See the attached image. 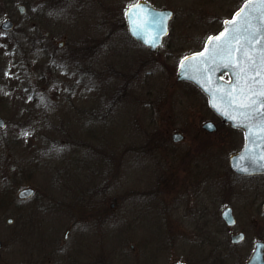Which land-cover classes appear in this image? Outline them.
Masks as SVG:
<instances>
[{"label": "rangeland", "instance_id": "obj_1", "mask_svg": "<svg viewBox=\"0 0 264 264\" xmlns=\"http://www.w3.org/2000/svg\"><path fill=\"white\" fill-rule=\"evenodd\" d=\"M133 1L0 2V19L17 21L0 30V264H232L264 229L248 211L246 240L216 247L200 226L207 185L217 197L236 189L245 205L264 198V176L229 174L242 134L176 80L179 60L237 1L159 0L184 14L171 28L186 38L169 36L155 51L127 34L123 12ZM209 119L211 132L201 128ZM175 131L184 138L174 141ZM188 144L196 156H185ZM25 186L34 194L20 202Z\"/></svg>", "mask_w": 264, "mask_h": 264}, {"label": "water", "instance_id": "obj_2", "mask_svg": "<svg viewBox=\"0 0 264 264\" xmlns=\"http://www.w3.org/2000/svg\"><path fill=\"white\" fill-rule=\"evenodd\" d=\"M19 7L22 11L23 6ZM169 13L168 9H155L144 0L137 1L126 11L130 34L155 51L167 32L170 15L165 18V14ZM1 27L10 29L12 21L5 19ZM225 72L229 80L220 76ZM176 79L195 84L223 122L243 130V148L230 155V168L242 174L264 172V0H246L231 18L224 20L217 34L208 37L203 49L183 56ZM202 125L210 131L215 128L210 120ZM4 126L0 115V128ZM182 137L178 131L172 135L173 140ZM32 191L30 187L22 188L17 195L26 197ZM260 247L261 242H256L250 262L260 260Z\"/></svg>", "mask_w": 264, "mask_h": 264}, {"label": "flooded vegetation", "instance_id": "obj_3", "mask_svg": "<svg viewBox=\"0 0 264 264\" xmlns=\"http://www.w3.org/2000/svg\"><path fill=\"white\" fill-rule=\"evenodd\" d=\"M1 1L3 2V0H0V2ZM137 1H139V0H134L133 2L129 3L126 6V8H125V10L123 12V22H124V24L126 26L127 34L131 38V40H134L136 43L141 44L143 46L142 48L150 50V48L147 45H145L142 42H140L137 39H135L134 36H132L130 34L129 29H128L126 11H127V8L130 5L136 3ZM144 1L150 3L151 6L153 8H155V9H168L171 12L170 17L167 19V32L162 36V42L155 50H158L159 47L163 44V40L165 38L169 37V36L170 37L172 36L174 38L185 37L184 34L181 35V30H179V29L178 30H172V28H171V22L174 19L181 18V15L183 16L184 14L181 13V14L177 15L175 8H173V7L171 8L169 5H166V4L162 5L159 2V0H144ZM210 1H212V0H210ZM234 1H237L235 7L238 8L246 0H234ZM19 6H23L22 11H20V7ZM16 9H17V11L19 13V16L20 17H24L23 15H21V13H23V11L25 10V6L23 4H17L16 5ZM233 11L231 12V14L233 13ZM184 12H186V10ZM190 15H192V12H191ZM1 18L2 19H0V30H1V32L3 34L7 33V32H10L15 27V25L17 23L16 19H14V18H12L10 16H5V17H1ZM5 19H8V20L12 21V27L10 29H8V30H5V29H3L1 27V23ZM29 19L31 21V26L32 27L34 26V28L38 29L39 26H35L36 23L38 22L36 20V17L31 16ZM224 19L225 18L220 20V25H219L218 28H213L211 31H207L206 33L204 31L205 34L203 33L204 34V35L202 34L203 36L199 35V37H202L203 40L201 42V46L198 49H196V50L202 49V47L205 44L206 39L210 35H213V34L217 33L223 27ZM213 21L214 20H209V21L205 22V24L213 25V23H215ZM180 23H183V21H181ZM210 29L208 28V29H204V30H210ZM37 32H38V30L36 31V33ZM198 32H199V30L196 31V33H198ZM45 33L48 34L49 32L45 31ZM197 35L198 34H196L195 37H197ZM191 36L193 37L194 35H191ZM188 37H190V36L188 35ZM58 44H61V42H59ZM222 77L224 79H228V75L227 74H223ZM205 98L207 100L206 96H205ZM212 114H213V116L216 119L219 120V123L222 125V127L227 128L229 130L239 131L242 134L243 143H242L241 148L231 152L229 155H231L232 153L240 151L242 149V147H243V144H244L243 130L241 128L232 127L228 123L222 122L221 118L217 114H215L213 111H212ZM211 121H213V120H211ZM214 124H215L214 130H216L218 128V126H217V124L215 122H214ZM201 128L204 129L205 131H210V130L204 128V127H201ZM214 130H212V131H214ZM180 132L183 135V137H182V139H183L185 135H184V133L182 131H180ZM188 145H189L188 148H187L188 153L185 154V156H187V158L188 157H192V156H196L195 155V151H196L195 144H188ZM220 150L221 151L222 150H226L227 151V149H223V147ZM227 165H228V168H229V170H228L229 174L231 173L230 174L231 176H234L236 179H239V180H242V179L249 180V179L257 178L259 176H264V172L263 173H250V174H242V173L235 172L229 166V156H228V160H227ZM180 177L181 176H179V181H180ZM190 177L193 178V176H191V175H190ZM216 179H219V178L217 177ZM206 182H208V181H206ZM175 186H176L177 190L179 191L180 188H181V185H179L176 182ZM187 186L190 188V184L189 183L187 184ZM207 186H208L207 187V192H208L207 195L208 196H207L206 202L204 203V206H203V212H200L199 215H200V217L202 219V221H201L202 225L200 224V226L204 227L206 230H209L208 237L210 238V241L216 247L224 246V245L226 246L228 243L229 244L231 243V244L235 245L237 243L245 241L246 240V236H247V228L245 227L246 226L245 222L247 221V217H245L246 214H247L246 212L251 211V212L259 213L258 217H256V218L251 220L254 224H257L258 221L260 220V218L264 219V210H263L264 198L259 197L256 200H252V201H250V199H248L247 203L245 205H242L241 204V195H239V192L236 189L233 190V192H234L233 195H231L232 190L228 189L220 197H217L215 194L213 195L212 188L209 185H207ZM26 187H29V186H25V188ZM22 188L23 187H21L20 189H22ZM30 188H32L33 191H32V193L29 196L18 197V195H17V198H18V200L20 202H25V201L31 199V197L34 194V188L31 187V186H30ZM222 196H227V197L222 199ZM214 203H215V208H214ZM239 205H240V208H239ZM190 215H192V221L194 222V226L196 228L198 223H196L197 219L195 218V214L192 212ZM200 217H199V219H200ZM8 222H12V219H11V221H8ZM213 223L216 224V227L213 228V229H210V226L213 225ZM256 233H257V238L253 241V248L251 250V253L247 257H244V258L238 257L236 260H234V262H232V264H264V229H257ZM66 235H67V232H65V237H66ZM0 241H1V239H0ZM256 242H261V247H260L261 257H260L259 261H256V262L252 263V262H250V258H251L252 254H253L254 249H255ZM1 245H2V242H1L0 246ZM217 258H220V257H217ZM189 262L182 261L181 264H191L192 259H189ZM223 263H225V262L223 261ZM22 264H26V263H22ZM170 264H179V263H176L175 261H173Z\"/></svg>", "mask_w": 264, "mask_h": 264}, {"label": "snow or ice", "instance_id": "obj_4", "mask_svg": "<svg viewBox=\"0 0 264 264\" xmlns=\"http://www.w3.org/2000/svg\"><path fill=\"white\" fill-rule=\"evenodd\" d=\"M168 15H171L170 13L169 14H165V18H166V16H168ZM161 23H163V18L161 19ZM211 39V38H210ZM217 39H219V37H217Z\"/></svg>", "mask_w": 264, "mask_h": 264}]
</instances>
